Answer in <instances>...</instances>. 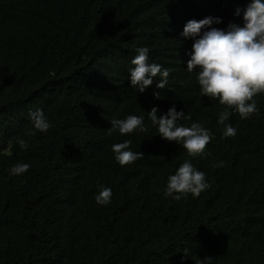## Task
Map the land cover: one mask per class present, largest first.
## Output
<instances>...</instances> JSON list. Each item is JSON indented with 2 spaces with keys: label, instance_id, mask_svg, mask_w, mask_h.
<instances>
[{
  "label": "trees",
  "instance_id": "16d2710c",
  "mask_svg": "<svg viewBox=\"0 0 264 264\" xmlns=\"http://www.w3.org/2000/svg\"><path fill=\"white\" fill-rule=\"evenodd\" d=\"M248 2L0 0V264H264V94L251 118L229 109L236 134L223 137L225 106L187 71L194 38L182 35L208 16L221 18L211 27L242 26ZM140 47L169 70L165 89L159 76L143 93L131 87ZM173 104L190 117L178 124L211 132L205 156L189 157L148 119ZM37 109L53 126L28 136ZM128 115L144 116L147 131L109 133ZM125 140L144 157L122 167L112 145ZM186 159L208 189L165 197ZM17 163L31 167L10 175ZM101 185L113 193L106 206L95 201Z\"/></svg>",
  "mask_w": 264,
  "mask_h": 264
},
{
  "label": "clouds",
  "instance_id": "9594fccd",
  "mask_svg": "<svg viewBox=\"0 0 264 264\" xmlns=\"http://www.w3.org/2000/svg\"><path fill=\"white\" fill-rule=\"evenodd\" d=\"M241 9H236L240 15ZM213 23H221V18L208 16L204 19L189 20L182 35L194 38L190 59L187 61V71L198 70L197 80L202 95L218 100L225 106L219 113L218 124L224 125L223 137H232L236 129L227 124L230 111L234 110L242 119L258 114L255 97L264 94V0H249L243 10V25L230 23L227 30L211 27ZM207 29V30H206ZM137 55L132 59L134 65L130 69V85L143 93L153 84L154 78L160 77L156 83L159 89H165L170 72L157 63H149V49H136ZM157 98L159 92L155 93ZM158 108L152 107L147 115L152 125L157 126V133L168 142L182 144L189 157H202L207 154V146L212 141L211 132L200 123L191 126L178 124L187 120L183 110L178 111L173 104L166 113L158 115ZM2 119V113H0ZM33 130L27 133L34 136L36 132H47L53 125L40 109L30 112ZM109 133L118 130L121 135L133 132H145L147 128L144 116L128 115L124 119H112ZM21 149H27L29 144L25 139H18ZM131 140L114 143L112 151L115 160L123 167L143 159L142 151L130 150ZM224 161L215 163L213 167H223ZM28 163H17L10 169V175H22L30 169ZM209 184L206 174L194 167L190 160H185L169 175L163 195L174 200L186 198L188 194L198 197L207 190ZM112 190L101 185L95 201L100 205H108L112 199Z\"/></svg>",
  "mask_w": 264,
  "mask_h": 264
}]
</instances>
